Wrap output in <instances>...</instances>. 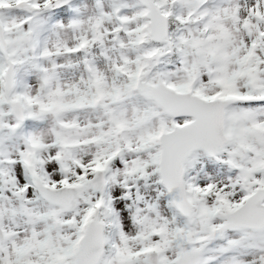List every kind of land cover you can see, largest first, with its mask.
I'll list each match as a JSON object with an SVG mask.
<instances>
[{
    "label": "snow or ice",
    "instance_id": "6c2138e0",
    "mask_svg": "<svg viewBox=\"0 0 264 264\" xmlns=\"http://www.w3.org/2000/svg\"><path fill=\"white\" fill-rule=\"evenodd\" d=\"M0 264H264V0H0Z\"/></svg>",
    "mask_w": 264,
    "mask_h": 264
}]
</instances>
